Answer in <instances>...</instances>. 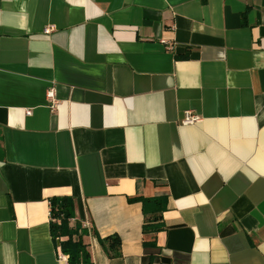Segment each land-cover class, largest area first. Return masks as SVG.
Masks as SVG:
<instances>
[{
	"label": "crops",
	"instance_id": "0c3cea01",
	"mask_svg": "<svg viewBox=\"0 0 264 264\" xmlns=\"http://www.w3.org/2000/svg\"><path fill=\"white\" fill-rule=\"evenodd\" d=\"M54 197L93 264H264V0H0V264H67Z\"/></svg>",
	"mask_w": 264,
	"mask_h": 264
},
{
	"label": "trees",
	"instance_id": "16d2710c",
	"mask_svg": "<svg viewBox=\"0 0 264 264\" xmlns=\"http://www.w3.org/2000/svg\"><path fill=\"white\" fill-rule=\"evenodd\" d=\"M130 202H138L142 206L144 224L142 231L160 232L163 230V213L168 208V199L165 196L153 198H133ZM50 233L57 243L61 253L67 257V264H93L82 237L87 231L79 224L70 227V221L75 217L74 201L71 197H54L50 199ZM99 244L110 258H116L120 253V239L110 236L98 238Z\"/></svg>",
	"mask_w": 264,
	"mask_h": 264
},
{
	"label": "built area",
	"instance_id": "2783aa9c",
	"mask_svg": "<svg viewBox=\"0 0 264 264\" xmlns=\"http://www.w3.org/2000/svg\"><path fill=\"white\" fill-rule=\"evenodd\" d=\"M46 97H47L48 102L50 103V109L53 111L56 108L57 104H58V101H56V99H55V93H54L53 88H50L47 91ZM30 114H31V111L30 110H26V115H30ZM196 120H197V117L195 115L186 113V116L183 119V124H192ZM59 258L60 259H65V256L63 254L59 253Z\"/></svg>",
	"mask_w": 264,
	"mask_h": 264
}]
</instances>
